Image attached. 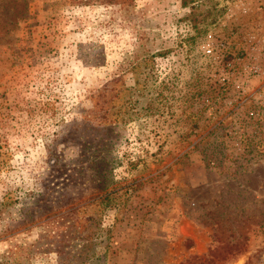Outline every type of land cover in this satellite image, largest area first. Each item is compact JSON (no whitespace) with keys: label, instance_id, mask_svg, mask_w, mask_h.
I'll return each mask as SVG.
<instances>
[{"label":"rangeland","instance_id":"obj_1","mask_svg":"<svg viewBox=\"0 0 264 264\" xmlns=\"http://www.w3.org/2000/svg\"><path fill=\"white\" fill-rule=\"evenodd\" d=\"M53 203L87 264H264V7L0 0V255L80 253Z\"/></svg>","mask_w":264,"mask_h":264},{"label":"trees","instance_id":"obj_2","mask_svg":"<svg viewBox=\"0 0 264 264\" xmlns=\"http://www.w3.org/2000/svg\"><path fill=\"white\" fill-rule=\"evenodd\" d=\"M198 0H181V5L182 7H189L190 9H193V7L195 6V4H197ZM109 196L110 193L109 191H105L103 192L102 195L99 196V203H103L104 206H107L109 203ZM95 203V201L90 202L89 205H93ZM58 204H54L53 205H47L44 209L43 207H40L39 209H43V214L47 211L52 212V211H56L58 212V215L54 218H56L58 221L60 222V233L57 235L59 238H61V240H59L60 242H63L62 240L66 237L69 238V241H71V239H81L83 240V245L81 247V249H77V251H81L80 253L74 252V249H70L67 251V249L58 246L54 249L55 253L58 255L59 260H62V263H67V260L69 258H73L74 256H76V258H74V260H72L70 263L76 261L79 257H83L81 261L78 262V264H87L86 259L88 258L87 256V252L89 250H92V243H91V237H93L95 230L93 229V224L92 223L89 227L87 226V222H88V218L86 219H82L79 218V213L80 211H85V209H87V207L89 205H85L84 207H78L75 206L74 203L66 206V207H57ZM23 211V215L25 216L23 219V224L22 226L24 228L28 227L30 225V222H32L31 215L36 214L33 211H29L28 207H23L22 208ZM41 214V213H39ZM36 216H38L36 214ZM30 219V220H29ZM81 220H83L82 222H80ZM43 226V236H46L48 239V236H54L51 235V231L49 228V224L48 222L41 224ZM97 227V230L100 231L99 227ZM87 230V231H86ZM54 240V239H53ZM88 243V244H86ZM51 243L47 242V246H49ZM20 245H15L14 247H10L9 249H6L1 255H0V264H22L16 257V252L15 250L17 248H19ZM14 248V249H13ZM82 249H85L86 251H82ZM95 253V249H93V252ZM98 257V256H97ZM97 257L94 258V260L97 259ZM93 260V261H94ZM69 263V264H70Z\"/></svg>","mask_w":264,"mask_h":264},{"label":"built area","instance_id":"obj_3","mask_svg":"<svg viewBox=\"0 0 264 264\" xmlns=\"http://www.w3.org/2000/svg\"><path fill=\"white\" fill-rule=\"evenodd\" d=\"M255 2L257 3V7H264V0H255ZM206 51L210 53L211 49H207Z\"/></svg>","mask_w":264,"mask_h":264}]
</instances>
